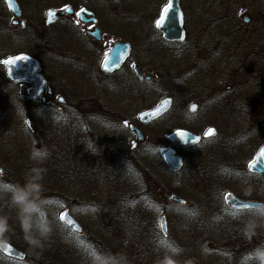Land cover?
Returning a JSON list of instances; mask_svg holds the SVG:
<instances>
[{
    "label": "rangeland",
    "instance_id": "rangeland-1",
    "mask_svg": "<svg viewBox=\"0 0 264 264\" xmlns=\"http://www.w3.org/2000/svg\"><path fill=\"white\" fill-rule=\"evenodd\" d=\"M18 1L24 19L29 22L26 30L20 29L21 25L19 29L13 27L12 13L5 0H0V64L18 52H34L47 63L54 62L53 82L57 91L64 93L70 102H81L97 92L92 91L95 87L87 82L86 74L75 81L70 77L67 47L59 41L61 46L55 45L52 38L66 40L68 27L80 26L81 21L77 16L72 18L66 14L44 28L49 10L67 4L75 5L77 12L83 6L94 10L105 31L104 43L132 40L136 30L141 39L155 40L154 49L162 56L176 49L158 43L154 28L157 16L150 20L148 15L158 13L167 0ZM180 2L187 30L183 46L190 49L193 42L199 40L198 53L194 54L197 59H183L174 71L164 73L160 81H153L147 87L127 71L120 75L119 89L122 104L133 110L157 104L171 92L175 93V107L150 125L153 137L165 139L166 134L176 128L196 132H203L212 124L218 128L216 137L196 149L178 148L185 160L180 171L167 169L155 158L150 168L144 160L128 161L123 157L121 169L115 170V174L104 158H98L94 151L84 150L79 135L64 115L50 117L41 124L37 107L24 102L18 86L5 83L0 87V163L5 168L0 188L23 183L30 169L40 167L31 158L32 153H47L42 164L47 170L42 181V196L48 202V218L53 226L49 238L56 239L57 247L53 244L56 249L63 248L66 258L63 264H91L90 256L97 252H122L130 264H158L174 247L181 249L175 257L179 264L188 261L192 264H249L246 259L253 258L254 251L249 252L247 258H242L241 251L250 244L264 243V217L254 215L251 209H231L224 200V194L230 191L244 199L264 202V177L252 176L247 171L249 162L264 142V0H231L228 16H224L226 0ZM243 13L253 17L249 24L243 23ZM233 27H247L249 37L234 48L215 53L217 40L224 38ZM36 32L42 33V37ZM239 36L240 33L233 40H240ZM49 49L53 51L49 53ZM161 55L154 53L155 65L161 61ZM173 57L170 60L175 61L176 55ZM3 71L1 68L0 72ZM178 83L182 85L177 92L174 86ZM228 85L232 86L230 90ZM217 90L222 97H218L217 106L212 107L211 100ZM191 95L200 104L194 114L188 112V104L183 106L182 103ZM257 105L260 106L257 108ZM28 115L36 133H31L25 125ZM39 137L43 140L40 150ZM160 152L162 154L163 150ZM173 196L187 199L188 204L174 202ZM65 207L83 226V235L69 231L58 221ZM18 212L7 198L0 199V214L9 218L7 229L0 226V239L23 250L30 257L29 264H35L37 253L26 242ZM163 212L169 221L168 240H164L158 230V219ZM247 229L253 230L251 235L246 234ZM258 247L255 244L253 248ZM54 255V264H62ZM239 258L241 261L237 263L235 260ZM0 264L28 263L0 255Z\"/></svg>",
    "mask_w": 264,
    "mask_h": 264
},
{
    "label": "flooded vegetation",
    "instance_id": "flooded-vegetation-1",
    "mask_svg": "<svg viewBox=\"0 0 264 264\" xmlns=\"http://www.w3.org/2000/svg\"><path fill=\"white\" fill-rule=\"evenodd\" d=\"M168 3L169 0H167L166 2L163 1V3L161 4L158 10V13L155 14L153 12L148 14L149 16H151L149 18L150 20H153L157 16V19L154 20V28L155 30H157L158 33L156 38L158 43L161 42L165 46L176 47L175 50L172 51L170 50L168 51V54H165L163 56L161 55L159 50L156 51L154 49V44L156 43L155 40L148 41L141 39V37L136 34L137 32L136 30L133 33L134 38L132 40L119 39V40H114L111 43L109 41H106L104 43L103 38L105 31L104 28L99 25V19L96 13L94 12V10L90 9L91 11L94 12L95 15L93 16L96 17L97 21L95 23L86 22L80 18L79 13L83 8H87V7L83 6L79 9V12H77L78 9L76 8V6L71 4L74 6L75 11L74 14L72 15L69 14L68 16H71L72 18H75L77 16V19L81 21V25L79 26L78 24H73L71 28L68 27L66 40L60 38H58L57 40L56 36H54L52 40L53 43L57 46H61L60 44H63L65 48L67 47L65 50V54L69 58L67 64V70H69L70 77L75 81L81 74L83 73L86 74L88 79L87 82L89 84L90 83L93 84L95 87L92 89V91L97 92L95 95L85 97L81 102L78 103L70 102L71 100L64 93L57 91L56 86L53 82L51 73H52V69L54 68V62L47 63L44 60V57H40L34 52L33 53L18 52L12 55L26 53L39 60L40 62L39 71L43 74L45 78V83L38 90L39 91L38 98L30 99L27 96L28 93L31 91V89L34 87L33 82L31 81L14 82L8 78L7 68L4 64V60L12 55H9L8 57H6L1 61L0 70L2 68V70L4 69V71L3 73L0 72V87L5 85V83L12 86L13 85L18 86V89L20 90L24 102H26V104L28 105L37 107L39 111L38 118L40 120V123L41 122L45 123L49 121L50 117L55 116L56 118L57 116L64 115L66 119L69 121L73 131H75L79 135L80 143L82 144V146L84 145V150L94 151L96 152L98 158L100 157L104 158L107 162L108 168L109 169L112 168L113 170L112 172L115 174H116L115 170L118 172L121 169V160L123 159V157L128 161L137 160V159L144 160L146 161L145 164L148 167L152 168L155 159H157L159 163L163 161V152L164 150L170 147H174L177 153L181 154L178 151L179 147L191 149L193 147H196V145H199L200 143L207 142L218 135L219 130L217 127H216L217 128L216 135L208 139H201L198 144L191 146L172 143L169 140V135L171 134L172 131L166 134L165 139H162L161 136L153 137V132L149 130L150 125L160 121L173 108V106L175 107V105L177 104V98L175 93L171 92L170 95L163 98V99L171 100L169 109L161 116L149 121L142 120L141 118L142 113L150 109H153L163 99H161L157 104H151L148 107H143L141 110H137L136 108L135 110H133L131 109L130 106L125 107L124 104H122L121 93L119 90L121 87L120 75L122 73H127V71H131L134 74L137 82L147 87L150 86V83H152L153 81H160L163 78L164 73L174 71L173 69L176 67V65L177 66L180 65L183 59L186 60L197 59L194 56V54L198 50L199 40L194 41L193 45L190 46V49L189 47L188 49H186L185 45L183 46V43H185L187 39V30L185 27V14H184V29H185L184 40L167 39L164 36V32L158 28L157 21L161 16L162 10ZM231 5H232L231 0H226L227 8L224 9L226 12L224 16L229 15L228 11ZM180 6L182 8L181 2H180ZM23 16H25L24 12H23ZM89 17L91 16L87 14L84 16L85 19H88ZM245 17H248V22L244 20ZM241 19L244 24H249L252 21L253 17L248 13H243L241 15ZM18 26L19 25H14L13 27L19 29ZM28 26H29V22L26 19V24L20 27V29L26 30ZM50 26L51 24L46 25L44 20V28H48ZM2 28L3 27H1V29ZM232 29L233 30L226 33L224 38L217 40V47L214 50L215 53H217L220 49L222 51L227 49L228 47L234 48L235 44H237L244 38L249 37L250 33L247 30V27H233ZM97 30L101 32L100 39L97 38L98 35ZM43 31L44 30H42V32ZM36 33L37 35H39V37H42L41 35L42 33L39 32ZM239 33L241 34V36H239L241 39L238 41H234L233 39L236 38ZM120 40H124L129 44L130 46L129 54L127 55V57L119 67L107 69L104 66L105 59L111 52V49L114 46V44H116ZM231 40H233L232 44L227 45V42ZM58 41L60 42V44L58 43ZM49 48H51V46H49ZM51 51L53 50L49 49V53H51ZM155 52L160 54L162 57L159 64L156 65L152 62L153 55ZM175 55H176V60L175 61L170 60V58L174 59L173 56ZM140 69L143 72V76L139 74ZM155 69L157 70V72L154 71ZM147 77H151V78H147ZM181 85H182L181 83H178L177 85L174 86V89L175 90L177 89L178 92L181 89ZM231 87H232L231 85H228L227 89L230 90ZM218 92L219 90L216 91L215 96L211 100L212 107L217 106L216 104L218 100L217 98L222 97V93L221 95H218ZM60 97L62 98L61 101H59ZM195 100L196 97H193L191 95L182 101L183 106H185V104L186 105L188 104L187 107H188V112L190 114L196 113L200 108V104ZM192 106H194L193 111H191ZM259 106L260 105H257V108ZM26 117L31 118V116L29 115ZM31 123L33 125L32 118H31ZM131 124L135 126L137 129H139L141 132H143L145 136L144 141L142 142L136 141L137 132L131 128L130 126ZM199 126L201 127L203 125L199 124ZM210 126H214V124L208 125L206 128ZM77 131H79L80 134ZM34 132L36 133V131ZM193 132L197 134L203 133L196 131ZM123 134L125 135L124 139L122 138ZM154 138L156 141H154ZM38 139L40 144L38 149L40 150L41 143L43 140L41 137H39ZM123 145H124V153L122 154ZM161 150H163L162 154L160 152ZM144 165H141V167H143ZM0 166L5 171V168L2 166L1 163ZM182 168L179 170H174V172L180 171L182 170ZM4 176L5 173L3 174L0 173L1 183L4 182L3 181Z\"/></svg>",
    "mask_w": 264,
    "mask_h": 264
},
{
    "label": "water",
    "instance_id": "water-1",
    "mask_svg": "<svg viewBox=\"0 0 264 264\" xmlns=\"http://www.w3.org/2000/svg\"><path fill=\"white\" fill-rule=\"evenodd\" d=\"M8 7L11 11V13L14 16V19L12 20V25H21L24 26L26 24V20L23 17L22 9L18 3L17 0H6ZM169 3L172 4V8L169 9V12L167 15L164 13V9L162 11L161 17L159 18L160 24L158 26L159 29H161L164 32V36L167 39L170 40H184L185 39V30L183 26V12L179 5V0H170ZM168 3V4H169ZM66 14H74V7L72 5H67L62 9H53L50 10L45 19V24L49 25L51 23H54L60 16H65ZM88 14L91 17L88 19H85L84 16ZM94 13L91 12L88 9H83L80 18L86 22H92L95 23L97 21L96 17L93 16ZM172 18V24L174 25V30L167 31L168 27V17ZM164 17V19H163ZM246 22H248V17H245L244 19ZM98 35L97 38L100 39V31L97 30ZM130 46L129 44L124 41L120 40L111 49V52L105 59V68L112 69L117 68L121 65V63L125 60L127 55L129 54ZM27 59H23V58ZM7 61H12V63H6ZM4 64L7 68V76L14 82L19 81H31L34 84V87L31 89V91L28 93V98L30 99H37L39 94L38 90L40 87L45 83V78L43 74L39 71L40 68V62L37 58H34L33 56L21 53L14 56H11L7 58L4 61ZM109 67V68H108ZM139 74L143 76V72L140 69ZM151 78V77H147ZM61 97L59 98V101H61ZM165 101H169V103H165ZM64 102V101H63ZM171 104L170 99H164L153 109H150L148 111H145L142 113L141 118L144 121H149L152 119H155L159 116H161L163 113H165ZM194 110V106L191 107V111ZM26 126L31 132H34V128L31 124L30 118L26 119ZM133 130L137 132V142H142L145 139V136L143 132H141L139 129H137L132 124L130 125ZM216 128L210 127L206 130L203 137L208 138L210 136H213L216 134ZM177 132H182L183 138H181L180 135H177ZM170 140L172 142H176L179 144L184 145H193L199 142L201 139V136L198 134H195L188 130H177L173 132L169 136ZM262 150H264V144L259 149L258 153L255 155L253 161L250 163L248 170L252 173H259L264 174V153H262ZM164 159L167 162V164L172 169H179L183 165V159L181 155H179L174 148H169L164 153ZM0 173H3V168L0 167ZM173 201L181 204H185L186 200L177 196L173 197ZM225 201L227 204L233 208H243L242 205L248 204L251 205V207L255 208L259 205V203H262L260 201H251V200H244L239 198L237 195H235L232 192H227L225 194ZM61 215H64V219H61ZM60 221L65 224L68 228L75 232H82L83 228L80 225V223L75 219V217L71 214L70 209L66 208L60 213ZM159 230L161 234L167 238L169 236V226H168V218L167 215L164 213L160 216L159 222ZM0 252L12 259L16 260H25L26 254L21 251L20 249L13 246L11 243L0 240Z\"/></svg>",
    "mask_w": 264,
    "mask_h": 264
},
{
    "label": "clouds",
    "instance_id": "clouds-1",
    "mask_svg": "<svg viewBox=\"0 0 264 264\" xmlns=\"http://www.w3.org/2000/svg\"><path fill=\"white\" fill-rule=\"evenodd\" d=\"M182 132H177L181 135ZM39 153V154H38ZM32 159L36 160L40 167H33L29 170L28 177L23 183H17L11 188H0V199L7 198L8 202L19 209L18 219L20 228L26 235V242L30 246L42 247L44 240L49 238L53 232V226L49 221V210L47 200L42 193L44 185L42 183L46 169L42 167L47 153L33 152ZM254 215L264 217V202L251 209ZM8 216L0 214V226L8 228ZM38 235H33V232ZM252 229H247L246 234L251 235ZM181 249L171 248L158 264H179L175 257ZM253 257L257 264H264V247H258L253 252ZM91 264H130L128 257L122 252L101 253L97 252L90 256ZM187 264H192L188 261Z\"/></svg>",
    "mask_w": 264,
    "mask_h": 264
},
{
    "label": "trees",
    "instance_id": "trees-1",
    "mask_svg": "<svg viewBox=\"0 0 264 264\" xmlns=\"http://www.w3.org/2000/svg\"><path fill=\"white\" fill-rule=\"evenodd\" d=\"M33 235H38V233H36L34 231ZM245 239H247V238L245 237ZM55 243H56V239L48 238V239L44 240L42 247L30 246V248L37 253L36 262H34V263L35 264H54L53 255L57 254V256L56 255H54V256L56 257V259L58 261H61V263L63 264V262L66 261L65 254L62 252L63 248L62 249H56L53 245ZM255 244H257L259 247H264L263 242L250 244V245H248L247 249H243L241 251L242 255L244 254L242 256V258L249 257V254H250L249 252H253L255 250V248H253ZM55 246H56V244H55ZM239 260H240V258L235 260V261L238 263ZM254 260H255L254 257L253 258L249 257L248 259H246V263L257 264V262H255L256 260L255 261ZM29 261H30V257L27 258L26 262L29 264Z\"/></svg>",
    "mask_w": 264,
    "mask_h": 264
},
{
    "label": "snow or ice",
    "instance_id": "snow-or-ice-1",
    "mask_svg": "<svg viewBox=\"0 0 264 264\" xmlns=\"http://www.w3.org/2000/svg\"><path fill=\"white\" fill-rule=\"evenodd\" d=\"M170 8H172V4L171 3L167 4L164 7V13H165V15H167V13L169 12V9ZM163 19H164V17H163ZM160 22L161 21H159V20L157 21V26H159ZM172 30H174V25L172 24V18L170 16V17H168V27H167V31H172ZM23 59H27V58L25 57ZM6 63H12V61H7ZM165 103H169V101H165ZM262 153H264V150H262ZM242 207L243 208H250L251 205L245 204V205H242ZM64 218H65L64 215H61V219H64Z\"/></svg>",
    "mask_w": 264,
    "mask_h": 264
}]
</instances>
